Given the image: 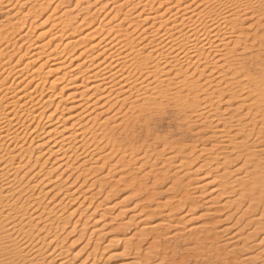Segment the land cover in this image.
<instances>
[{"label":"bare ground","instance_id":"6f19581e","mask_svg":"<svg viewBox=\"0 0 264 264\" xmlns=\"http://www.w3.org/2000/svg\"><path fill=\"white\" fill-rule=\"evenodd\" d=\"M8 1L9 8L11 0ZM30 1L23 3L26 5ZM61 3L62 0L53 10L56 11ZM80 3L88 12L93 7L90 22L86 18L74 22L78 16L71 15L73 10H63L37 35L38 38L47 34L48 39L30 51V47L25 48L24 54L15 62L11 48L20 38L30 41L32 21L16 40L14 37L7 39L0 46V264H72L60 248L64 240V237L59 240L60 231L64 226L58 220L65 219L61 211L79 197L82 198L79 204L87 199H98L92 213L106 204L114 192L110 183L119 182L114 174L122 169L117 171L116 167L127 157L129 161L138 160L134 152L126 154L134 145V140L129 139L130 128L137 125L144 114H149L150 107L147 106L156 103L157 99H173L179 108H183V97L174 96L184 90L201 94L193 110L186 107L192 111L190 121L213 129L208 137L217 138L222 144L211 147L220 146L225 154L233 156L226 162H239L231 171L235 175L229 182L224 174H220L218 180L216 177L209 180L208 173L198 176L202 180L199 187L209 186L210 199L233 194L219 206L233 205L235 213H241L242 219L235 217L232 225L218 232L234 229L231 237L237 241L240 239L237 236L247 227L250 229L244 236L254 241L259 235L255 233L258 225L264 230L262 215L254 216L259 207L262 208L260 214L264 215V165L255 162L258 155L249 149L251 139L260 143V136L264 135V0H77L74 6H80ZM14 4L12 6L17 7V3ZM42 5L43 2L39 7ZM98 12L104 15L94 16ZM27 13L15 15L13 24L18 28L12 27L22 28L29 17ZM120 14L122 17L119 18ZM242 42L245 43L243 46ZM21 58L26 60L20 61ZM40 58L43 61H39ZM50 74L53 75L48 79ZM232 87L242 89V104L236 105L239 107L233 111L223 112L225 109L219 110L218 104L227 94H232L228 96L231 100L236 97L231 92ZM44 90L47 94L43 96ZM229 98L226 99L230 101ZM65 100L70 103L64 104ZM250 107L257 112L240 113ZM64 110H67L65 114ZM168 145L169 148L165 145L168 149L165 147L159 153L167 155L166 160L171 163L176 161V172L184 168L185 161L194 163L200 157L198 154L194 158L190 156L189 160H179L180 153L171 149L172 144ZM111 160L115 162L109 165L107 161ZM141 160L145 164L150 162L149 156ZM207 165L203 162L199 167L202 169ZM218 168L214 167L215 170ZM44 169L46 172L43 173ZM78 169L80 172L75 173ZM97 170L102 172L96 179L89 178L91 182L83 191L81 188L86 180L74 186L83 174ZM54 171L58 172L57 176L48 177ZM66 182L63 188L62 183ZM40 185L43 187L35 193ZM79 192L87 194L83 196ZM172 203L170 209L179 206L176 208L180 211L172 209L177 210L178 223L193 219L195 203L186 192ZM91 204L90 201L80 214ZM111 206L108 204L106 209ZM140 211L128 214L119 228L132 222L142 224V232L156 234V255L164 256L171 248L169 239L178 234L175 229L178 223L168 225L175 228L167 234L161 233V220L165 219L151 221L155 211L150 215ZM75 212L77 209H71L68 215ZM164 215L173 216L167 212ZM247 215L251 219L241 227L240 220ZM104 217L100 214L99 218ZM87 223L82 222V228ZM106 226L107 222H102L100 228ZM112 229L116 230L107 229L103 235L110 236ZM188 230L191 233L201 230L209 238L204 225L194 224ZM127 238L111 236L108 242L132 245ZM89 243L87 241L85 246ZM263 243L264 235L255 248ZM251 245L247 247L253 248L254 244ZM96 248L93 246L77 264H94L89 259L95 255ZM215 253L212 258L221 264L225 262L227 255L223 254V249H217ZM176 255L172 252L170 257ZM129 259L128 264H135L136 260L141 263L137 253Z\"/></svg>","mask_w":264,"mask_h":264},{"label":"rangeland","instance_id":"374dc122","mask_svg":"<svg viewBox=\"0 0 264 264\" xmlns=\"http://www.w3.org/2000/svg\"><path fill=\"white\" fill-rule=\"evenodd\" d=\"M7 1L8 0H3V1L0 0V31H1L0 33H2L0 36L1 37L0 46L4 44L7 41V39L10 40L14 37V40H16L20 35V33L27 30L28 25L29 23H31V21H32L31 24L33 26V28H31L32 30H30L31 34H29L30 36L32 35L30 37V41L20 38L16 40V43L18 45L15 44L16 47L14 46L13 49L11 48L12 50V51L10 50L11 53L12 52L15 53L13 54L12 57L13 62H15L20 55L24 54L26 49H28L29 47L30 48L28 50L30 51L33 47L48 39L47 34L44 36H40L38 38L37 35L43 29L48 28L51 22L56 20L53 17L57 16L59 13H62L63 10H68V9L70 11L73 10L71 12V15L76 14L78 16L76 17L74 22L80 21L82 18H86L87 21L90 22L92 19L90 15H93L92 14L93 7L92 8L90 7V10L88 12L86 10H83L82 7L83 6L85 7V5L81 3L80 6L79 4H76L77 6H74L75 1L77 0H62V3L59 4L58 6L59 8L56 7V11H54L53 8L56 6V4H58L60 0H41V1L31 0L26 5L23 3L26 0H11L9 4L10 6L9 8L7 6V3L9 1L8 2ZM15 2L17 3V7L15 5L16 4ZM41 2H43V5L39 7V4ZM13 4L15 5V8L12 6ZM164 6H167V4H164ZM74 7L76 8L73 9ZM123 10L124 8L122 9V11ZM26 13L29 16L26 20V24H24L22 28H20L19 30L18 29L16 30L14 27L16 26V28H18L17 27L18 25L13 24L16 20L15 15L19 17L21 14H26ZM51 13H54L51 15L52 18L45 21V19ZM86 15L88 16L86 17ZM97 15L102 17L104 14L103 12H98L97 14H94V16ZM120 17H122L121 14L119 15V18ZM131 20H134V18H131ZM42 22L45 23V25H43ZM74 22L73 25L75 24ZM108 26H112V24H109ZM11 29L13 30L11 31ZM3 33L5 35L7 34L6 37ZM9 33H13L14 35L13 34L11 35ZM9 36L10 38H7ZM244 44L245 43L242 42L241 45L243 46ZM25 56L27 57V55ZM24 60H26V58H21L20 61H24ZM39 61H43V59L40 58ZM52 75L53 74L48 75L47 76L48 79H50ZM57 87L58 85H56V87L53 89L55 90ZM231 90L232 93H235L236 97L232 98L231 100L229 97H231L232 94H227V97L226 95L224 96L225 98L222 97L223 100L218 104L219 110L223 111L225 109L223 112L233 111V108L235 109V107H239L242 104V102H240V97H241L240 94L242 93V89L240 87H232ZM42 94L43 96L46 95L47 90H44ZM200 95L201 94L199 91L197 93V91H193V90L191 91L184 90L180 94H176L174 96L175 98L178 97L185 98V99L182 98L181 100V102L183 101L185 102L184 103L185 106L183 108H179L174 102L175 100L173 99H170L169 101L167 99H157L156 103H153L151 105L149 104L150 106L148 105L147 107H150V109H148V112L146 110V112L149 114L148 115L144 114L142 120L138 122L137 125H133L135 127L132 126L130 128L129 139L134 140V145L131 148H128L126 154L128 155L129 153L132 154V152H134L136 159L138 157V160L129 161V158L127 157V159L124 162L120 163L116 167L117 171L119 169L122 170H119L120 173L114 174V177H116V179L118 178L119 182L116 183L115 181H112L110 183L109 187L114 189V192L110 195L108 202L106 204L104 203L103 205L99 206L92 213V210L94 209V205L98 201V199L97 198L87 199L81 204H79L82 201V198L79 197L76 201H73V203L72 202L69 203L61 211L62 216L65 219L58 220V222L61 221L62 225L64 226V229L60 231L61 234L59 240L62 237H64V240L60 243V248L65 251V256L67 258H70L72 264H77L80 261H82V259H84L87 253H89V251L92 250L93 246H97V248L95 249V255L91 256L89 260L91 262L93 261L94 264H128L127 262L131 261L129 257H131V255L134 253L138 254L139 260L141 261L140 264H215V263L221 264L216 261L215 257L214 258L211 257V256H216L215 251L217 249L221 251L223 249V254L226 253L227 255V256L225 255L226 260H224L225 262H223L222 264H235V261L236 264L264 263L263 260L264 243L262 246L261 245L259 246L261 250L258 246H256L255 248V244L257 245V243L260 242V237L264 235L263 227L261 225H258L259 230L257 229L256 230L257 232L255 231V233H258L259 235H257L254 241L253 239L251 238L249 239L246 238V236H244L247 234V232L250 229L247 227L244 228L245 230L243 232H240L243 233L242 235L239 234L237 236V238H240L237 241H234L231 237L232 236L231 233L235 232L233 231L234 229L219 233L218 231H220V229L232 225L233 221L235 220V217L236 218L237 216L241 217V213H235L234 211L235 207L233 205L219 206L222 201H224L225 199L227 200L229 197H232L233 194L228 193V194H223V196L218 195V199L216 197L214 201L213 199H210V194L208 191L209 186H206L204 188L199 187L200 185L199 183L202 182V180L198 178V176L204 173H208L209 180L214 179L215 177H216L215 179L218 180L220 179L219 175L224 174L226 181L229 182L230 180L233 179L235 175L231 171L235 169L236 166L239 164L238 161L226 162V160L233 159V156L228 155L227 153L225 154L224 149H222L220 146L214 148L211 147L212 144L214 145L217 143L222 144L221 142L218 141L217 138H214L212 136H211L212 138L208 137L212 133L211 130L213 131V129L203 128L202 126L194 124L192 121H190L191 119L189 117L190 115H192L191 110L194 109L195 102L201 98ZM226 98H229L230 101L227 100ZM224 100H226V102H224ZM188 101L191 103V105L189 104ZM159 102H161V104H159ZM63 103L64 104L70 103V101L65 100V102ZM186 107H188V109L191 110L190 111L187 110ZM197 109L198 108H196V110ZM66 111L67 110H64L63 114H65ZM248 111L251 113L257 112L255 108L250 107V109L244 108L240 113L244 114L245 112ZM235 119H233L232 121H235ZM251 140H250L251 145H249V149L250 150L252 149V151H255L256 155H258L255 162L259 161L261 162L262 165H264V135L260 136L259 139L260 143L258 142V140L257 142ZM252 142L253 143L255 142L256 145L253 144ZM167 143L172 144L171 149L173 151L180 153L181 156L179 157V160L180 159L189 160L190 156L193 155L192 157L194 158L198 154L200 155V157L194 163L185 161L183 166L184 168L180 170L177 169L176 172L175 171L177 168L176 161L171 163L168 160L169 161L168 162L166 160L167 155L165 154L163 155L159 153L166 147L165 145H167V147L169 146ZM167 147L166 149H168L170 146L168 148ZM204 148L208 150L204 151L203 150ZM199 149H202L204 153L202 152V150ZM188 153H192V154L186 156V154ZM147 156H149L150 162H146L145 164L142 160L139 161L140 159H143L144 157ZM33 161L34 158L31 159V162ZM114 162L115 160H111L109 162L107 161L109 165L113 164ZM203 162L204 163L207 162L208 165L201 169L199 166ZM216 166H218L219 168L215 170L214 167ZM212 168L213 170L210 171V169ZM197 169H199L200 171ZM44 172H46V169L43 170V173ZM79 172L80 169H78L77 172L75 173H79ZM100 172L102 171L97 170L90 172V174H86V175L83 174L80 178L77 179V181L74 183V186L79 184L83 180H86V183H84L83 187L81 188V191H83L84 188H86V186L91 182L90 180L98 178ZM57 174L58 172L54 171L50 175H48V177L49 176L54 177L57 176ZM120 176L123 177L120 179L119 178ZM75 177L76 174L73 175V177L70 180L72 181V179H74ZM89 178L91 179L89 180ZM66 184L67 182L62 183V187L64 188ZM42 187L43 185H40L35 189L34 192L37 193L38 190H40V188ZM229 191L230 188L227 189V192ZM184 192H186L189 196L192 197V200L195 203L194 204L195 209L191 214L193 219L190 222L184 221L182 223H178L179 218L177 214H175L178 210L176 208L178 205L176 207L174 206V208L177 209L175 211L172 210L174 208L172 209L170 208L171 205L173 206L172 202L173 201L175 202ZM86 194L87 193H83V192L81 193V195L83 196ZM236 197H238V195ZM90 201L92 202V204L89 205L90 207L88 206L89 208L85 209L83 213L80 214L81 210H83ZM241 203L240 205H244V203L242 204ZM108 204L112 205L110 209H106V206ZM210 204L212 206L207 208L208 205ZM153 208H155V210ZM71 209H77V212H75L73 215H68ZM141 209L143 212L147 214L149 213V215L150 213L155 211L153 213L154 216L151 215L153 216L151 221L162 218L165 219V221L161 220L163 221L162 222L163 224L161 226V228L163 229H161L160 231L161 233L167 234L176 227L175 229L178 234L175 237L169 239L168 243L171 244V248L164 254V256H162L163 254L156 255L157 248L154 247V237L156 236V234L151 233L150 231L142 232L140 230V228L143 226L142 224L132 222L119 228L120 223L126 219L125 217L128 214L130 215L132 212H139ZM168 210H172V212L171 211L169 212ZM261 210L262 208L259 207L257 211L259 214L258 213L254 214L255 218H259L260 215H262L261 218H264V215L262 213L260 214ZM121 211H126L125 212L126 214L125 213L120 214ZM166 212L168 214L172 213L173 214L172 218L170 216L166 217V215L163 216V214ZM100 214H103L105 217L100 219L99 218ZM248 215L249 217H251L250 216L251 214ZM248 215L243 218V221L240 220V222L242 223L240 225L241 227H243V225L246 226L245 224L248 223L249 220L251 219L248 217ZM84 221H87L88 223L86 226H84V228H82V222ZM261 221L263 223L264 220L261 219ZM102 222L104 223L107 222V226L104 228H100ZM174 223H178V226L176 225L175 227H168V225L171 224L173 225ZM194 224L204 225V227L209 232V238L206 236L205 232H202L201 230L193 231L191 233V231H189L188 229ZM73 227H75L74 231H72ZM261 227L262 230L260 229ZM111 228H116V230L112 229L113 232L111 233L110 231V236L103 235L104 233L107 232V229L109 230ZM91 232L93 233L91 234ZM116 235L118 237L122 236L125 238L131 237L132 238L130 239L131 241L128 238L127 239L130 241V243H132V245L131 244L125 245L122 242H116L113 243V245L112 243H109L108 238H111V236L115 237ZM87 241L90 242L88 244L89 246H85ZM244 242L249 247L252 246L251 244H254L253 248L250 249L249 247H247V245ZM233 248L235 249V251ZM172 249H174V251H172ZM210 249L214 252V255L212 254L213 252H211ZM231 250L234 251L235 253L231 252ZM258 251L261 252V254ZM172 252L173 253L176 252L177 255L171 258L170 256L172 255ZM76 254L78 255L75 256ZM144 254L145 256L142 257ZM259 254L261 259L259 257ZM247 255L248 256L252 255L254 257L251 256V258H248ZM237 258L239 259L237 260ZM135 264H138L137 260L135 261Z\"/></svg>","mask_w":264,"mask_h":264}]
</instances>
